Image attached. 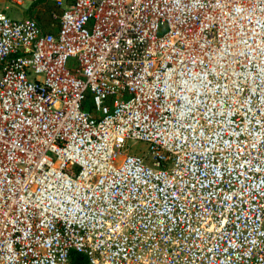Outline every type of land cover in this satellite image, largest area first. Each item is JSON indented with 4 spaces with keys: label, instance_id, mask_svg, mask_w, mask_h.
Instances as JSON below:
<instances>
[{
    "label": "built area",
    "instance_id": "2783aa9c",
    "mask_svg": "<svg viewBox=\"0 0 264 264\" xmlns=\"http://www.w3.org/2000/svg\"><path fill=\"white\" fill-rule=\"evenodd\" d=\"M48 2L0 11V264H264V0Z\"/></svg>",
    "mask_w": 264,
    "mask_h": 264
},
{
    "label": "rangeland",
    "instance_id": "374dc122",
    "mask_svg": "<svg viewBox=\"0 0 264 264\" xmlns=\"http://www.w3.org/2000/svg\"><path fill=\"white\" fill-rule=\"evenodd\" d=\"M51 6L48 7L45 5H39L37 6V8L32 10L31 16L27 18H34L36 19V21H38V23H40V25H42L41 19H47L46 16H43V11L44 10L50 11ZM25 9L26 7H16L10 4H3L2 2H0V11H3V13L7 15V17L14 19V20L23 19V17L26 16L24 14ZM55 22H57V20H55ZM42 27L43 26H41V28ZM84 104H85L84 110L88 111L89 107L92 105L91 102L88 100H85ZM127 147L134 151L145 153L147 146L146 144L142 142H129L127 144Z\"/></svg>",
    "mask_w": 264,
    "mask_h": 264
},
{
    "label": "crops",
    "instance_id": "0c3cea01",
    "mask_svg": "<svg viewBox=\"0 0 264 264\" xmlns=\"http://www.w3.org/2000/svg\"><path fill=\"white\" fill-rule=\"evenodd\" d=\"M33 5V4H32ZM32 5H30V6H26V9H25V11H24V14L26 15V16H24L23 17V19H25V18H27V17H29V16H31V14H32V10H34L35 8H37V7H35V8H33L32 7ZM51 5V4H50ZM45 11V10H44ZM54 12V9H53V7L51 6V8H50V11L49 12H43V16H46V18L47 19H41V22H42V25H40V26H43L42 27V29L44 30V31H46V32H48V33H53V32H55L56 30H57V28H56V23L57 22H55V19L52 17V13ZM40 24V23H39Z\"/></svg>",
    "mask_w": 264,
    "mask_h": 264
},
{
    "label": "trees",
    "instance_id": "16d2710c",
    "mask_svg": "<svg viewBox=\"0 0 264 264\" xmlns=\"http://www.w3.org/2000/svg\"><path fill=\"white\" fill-rule=\"evenodd\" d=\"M51 3L48 2V0H38L36 3H34L32 5L33 8L39 6V5H45V6H51L50 5ZM43 12H49V10H45ZM71 258H72V261L74 262V264H86L85 262V258H83V256L81 255H78L76 253H72L71 254Z\"/></svg>",
    "mask_w": 264,
    "mask_h": 264
}]
</instances>
